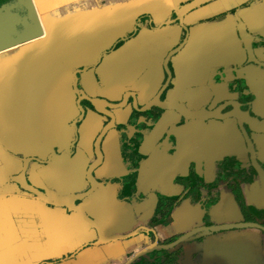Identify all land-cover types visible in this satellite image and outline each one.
<instances>
[{"label": "flooded vegetation", "instance_id": "flooded-vegetation-1", "mask_svg": "<svg viewBox=\"0 0 264 264\" xmlns=\"http://www.w3.org/2000/svg\"><path fill=\"white\" fill-rule=\"evenodd\" d=\"M76 1L70 144L11 181L21 264H264V0Z\"/></svg>", "mask_w": 264, "mask_h": 264}, {"label": "water", "instance_id": "water-1", "mask_svg": "<svg viewBox=\"0 0 264 264\" xmlns=\"http://www.w3.org/2000/svg\"><path fill=\"white\" fill-rule=\"evenodd\" d=\"M109 2L96 11L111 17L127 9ZM72 4L78 5L76 0H10L0 5V264H21L25 250L11 223L23 204L11 181L25 187L30 158L61 162L55 148L67 149L71 141L72 70L77 65L70 62L71 51L87 40L83 17L59 16ZM112 30L109 41L116 35V28Z\"/></svg>", "mask_w": 264, "mask_h": 264}, {"label": "crops", "instance_id": "crops-1", "mask_svg": "<svg viewBox=\"0 0 264 264\" xmlns=\"http://www.w3.org/2000/svg\"><path fill=\"white\" fill-rule=\"evenodd\" d=\"M111 1H114V0H111Z\"/></svg>", "mask_w": 264, "mask_h": 264}]
</instances>
